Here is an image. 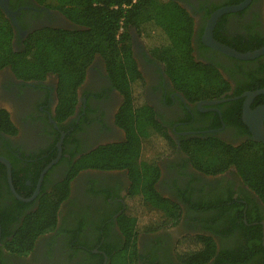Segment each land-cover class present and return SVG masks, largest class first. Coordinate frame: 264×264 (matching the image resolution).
Instances as JSON below:
<instances>
[{
  "label": "flooded vegetation",
  "instance_id": "af4514ba",
  "mask_svg": "<svg viewBox=\"0 0 264 264\" xmlns=\"http://www.w3.org/2000/svg\"><path fill=\"white\" fill-rule=\"evenodd\" d=\"M175 1L194 21V59L202 64L217 65L229 80L231 89L220 96L206 95L203 89L190 95L181 91L169 73L171 65L176 62L172 53L150 48L142 33L130 27L131 55L141 74L133 86L134 107L143 110L145 116L154 117L174 143V147L171 146L163 135L156 138L157 144L149 158L154 159L153 156L163 152L166 154L158 160L160 176L155 188L163 197L179 204L181 213L178 223L170 228L138 234L137 249L144 256L139 264H146L153 255L161 262L179 263L176 247L185 234L212 236L218 250L235 246L245 238L241 228L232 227L235 217L241 216L240 208L243 206V221L251 224L247 222L249 213L257 219L253 225L262 226L264 245V205L244 183L236 167L231 165L219 173L206 172L195 162V152L186 149L202 148L210 136L234 146L254 140L243 120L244 94L264 88V55L242 60L247 63L240 67L239 73L241 59L216 50L203 41L213 13L244 0L239 3H232L237 0ZM10 9L15 12L17 24L11 16H5L14 30L15 51L21 50L30 36L60 29H81L64 10L48 7L39 0H10ZM213 36L224 44L223 40L231 45L260 44L264 41V0H252L240 11L221 15ZM254 66L262 67V70H258L253 82L249 74ZM225 68L233 69L235 75L231 76ZM239 84L250 85L251 89L234 95ZM128 98L113 79L108 56L101 53L96 54L88 66L85 79L76 90L73 111L68 115L61 112L64 94L57 74L50 72L44 78H24L16 75L10 65L0 69V157L10 161L12 180L14 160L17 171L24 178L30 177L26 179V185L32 191L28 197L36 194L29 202L18 199L9 185L7 166L0 161L5 167L11 190L9 193L0 179V205H12V197L29 204L17 211L22 222L26 214L37 210L40 197L55 195L57 184L66 181L72 167L83 155L101 146L126 141L128 132L120 121V115ZM222 98L232 99L211 103ZM236 101L241 103L240 114L233 103ZM263 104L264 94H258L250 107L255 109ZM5 116L15 132H11V127L10 131L3 127L2 118ZM60 142L62 153L59 156ZM169 149L172 151L168 152ZM198 152L201 155L202 150ZM49 157L52 159L41 169ZM56 158L58 161L48 169L40 183L42 172ZM39 170L34 183L32 172ZM131 186L129 168L86 166L79 169L69 181L68 196L60 203L55 229L38 236L33 249L22 255L2 249L1 241L0 264H108L106 250H124L127 243L120 217L126 213ZM205 220L213 225L215 231L204 229ZM224 230L230 232L223 234Z\"/></svg>",
  "mask_w": 264,
  "mask_h": 264
},
{
  "label": "trees",
  "instance_id": "16d2710c",
  "mask_svg": "<svg viewBox=\"0 0 264 264\" xmlns=\"http://www.w3.org/2000/svg\"><path fill=\"white\" fill-rule=\"evenodd\" d=\"M39 2L51 8L64 10L81 29H60L40 36H30L25 40L23 48L15 51L14 30L0 8V69L10 65L16 75L24 78H44L50 72L57 74L64 94L61 112L68 115L74 108L76 90L85 79L87 68L95 55L98 53L107 55L114 81L129 97L120 115V121L128 135L126 141L122 143L101 146L83 155L72 167L66 181L57 184L55 195L51 193L52 195L45 194L40 197L37 210L26 214L22 222L18 214L29 204L12 197V205H0L2 249L17 255L26 254L33 249L38 236L55 229L60 203L68 196L69 181L79 169L86 166L100 169L129 168L132 186L128 194L126 213L120 217L127 243L124 250L106 251L108 264H139L144 256L137 249L138 234L170 228L178 223L181 213L179 204L163 197L155 188V182L160 176L158 160L166 154L163 152L153 156L154 159L149 158L157 144L156 138L163 135L171 146L174 147V143L154 117H147L143 110L134 107L133 86L136 79L141 78V74L131 55L130 27H135L142 33V38L150 48L165 49L172 53L176 62L171 65L169 73L181 91L190 95L193 91L203 89L206 95L220 96L231 89V84L217 65L202 64L194 59L192 54L194 21L187 10L175 0H39ZM239 2L240 0H237L232 3ZM223 42L241 52L264 45V41L257 45H231L229 41ZM239 61L237 71L240 73V67L245 66L247 62ZM226 70H229L231 76L236 73L233 69L225 68ZM258 70H262V67L254 66L251 69L249 79L253 82ZM250 87L239 84L234 95L240 94L244 89H251ZM233 103L240 114L241 103L237 101ZM2 122L7 131H10L9 127L11 132L16 131L7 116L2 118ZM186 149L195 152V162L206 172L219 173L231 165L236 167L244 183L257 194L264 205L263 143L250 140L240 146H234L210 136L209 139H205L202 148L194 146ZM199 150H202L201 155H204H198ZM170 151L172 150L169 149L168 152ZM51 159L52 157L46 159L41 169ZM12 163L13 183L17 192L24 197L30 196L32 191L26 185V179L30 177L24 178L21 172L17 171L14 160ZM40 170L37 173L32 172L31 179L34 183ZM1 171L3 175L0 179L11 193L6 170L2 164ZM244 207L240 208L241 216L235 217L232 223V227L241 228L245 236L235 246L218 250L212 236L203 233L186 234L178 241L176 247L179 263L161 262L154 255L145 262L264 264L262 226L253 225L257 219L249 213L247 222L251 224L243 221ZM204 222L207 223L204 229L215 231L213 225L208 224L206 220ZM227 232L230 230L222 231L223 234Z\"/></svg>",
  "mask_w": 264,
  "mask_h": 264
},
{
  "label": "water",
  "instance_id": "95a60500",
  "mask_svg": "<svg viewBox=\"0 0 264 264\" xmlns=\"http://www.w3.org/2000/svg\"><path fill=\"white\" fill-rule=\"evenodd\" d=\"M252 0H244L239 4H234V5H227L224 7H221L219 9H217L211 19L208 22V25L206 27L205 30V34L203 37V41L206 45L219 50L229 56L235 57L237 59H241V60H251V59H255L257 57H260L261 55H264V46H262L261 48L255 49L253 51H247V52H241L227 44H224L220 41H218L217 39L214 38L213 36V30L215 27V24L218 20V18L225 14V13H230V12H236V11H240L242 9H244L246 6H248V4L251 2ZM0 8H2L4 14L6 16H11L13 18V22L15 24H17V22L15 21V12L12 11L10 9V0H0ZM258 94H264V88L256 90V91H248L246 92V94H244L246 96V100L244 102V111H243V120L245 122V124L248 126L252 138L256 141H259L261 143L264 144V104L258 106L255 109H252L250 107L251 102L253 100V98L258 95ZM240 98V97H239ZM232 98H222L219 100H214L211 103H220L226 100H231ZM59 148H60V153L59 156L62 153V143H59ZM59 158H56L55 160H53L50 164H48V166L44 169V171L42 172L41 178H40V183L45 175V173L48 171V169L58 161ZM0 161H2L3 163L6 164L7 166V172H8V180H9V185L10 188L12 190V192L14 193V195L25 202H29L32 199H34V197L36 196V194L32 197H22L15 189L14 184H13V180H12V165L10 163V161L6 158L0 157ZM39 191V189L37 190V192ZM0 243H1V223H0Z\"/></svg>",
  "mask_w": 264,
  "mask_h": 264
},
{
  "label": "rangeland",
  "instance_id": "374dc122",
  "mask_svg": "<svg viewBox=\"0 0 264 264\" xmlns=\"http://www.w3.org/2000/svg\"><path fill=\"white\" fill-rule=\"evenodd\" d=\"M179 219H180V217H179ZM179 219H178V221H179ZM186 232H187V231H186ZM182 233H183V232H182ZM184 233H185V232H184ZM184 233H183V234H184Z\"/></svg>",
  "mask_w": 264,
  "mask_h": 264
},
{
  "label": "built area",
  "instance_id": "2783aa9c",
  "mask_svg": "<svg viewBox=\"0 0 264 264\" xmlns=\"http://www.w3.org/2000/svg\"><path fill=\"white\" fill-rule=\"evenodd\" d=\"M124 7H126V5H124ZM121 30H122V28H121Z\"/></svg>",
  "mask_w": 264,
  "mask_h": 264
},
{
  "label": "crops",
  "instance_id": "0c3cea01",
  "mask_svg": "<svg viewBox=\"0 0 264 264\" xmlns=\"http://www.w3.org/2000/svg\"><path fill=\"white\" fill-rule=\"evenodd\" d=\"M185 235H186V234H185ZM185 235H184V236H185ZM182 237H183V236H182ZM182 237H181V238H182ZM181 238H180V239H181Z\"/></svg>",
  "mask_w": 264,
  "mask_h": 264
}]
</instances>
